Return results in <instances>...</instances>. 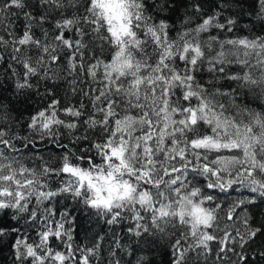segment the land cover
I'll list each match as a JSON object with an SVG mask.
<instances>
[{
	"label": "snow or ice",
	"instance_id": "6c2138e0",
	"mask_svg": "<svg viewBox=\"0 0 264 264\" xmlns=\"http://www.w3.org/2000/svg\"><path fill=\"white\" fill-rule=\"evenodd\" d=\"M0 264H264V0H0Z\"/></svg>",
	"mask_w": 264,
	"mask_h": 264
}]
</instances>
